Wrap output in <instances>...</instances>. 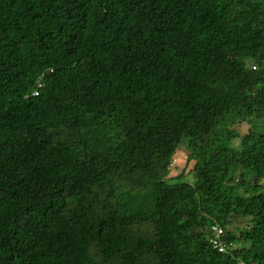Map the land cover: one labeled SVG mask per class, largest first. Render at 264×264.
Returning <instances> with one entry per match:
<instances>
[{"label":"trees","instance_id":"obj_1","mask_svg":"<svg viewBox=\"0 0 264 264\" xmlns=\"http://www.w3.org/2000/svg\"><path fill=\"white\" fill-rule=\"evenodd\" d=\"M0 264H264V0H0Z\"/></svg>","mask_w":264,"mask_h":264},{"label":"built area","instance_id":"obj_2","mask_svg":"<svg viewBox=\"0 0 264 264\" xmlns=\"http://www.w3.org/2000/svg\"><path fill=\"white\" fill-rule=\"evenodd\" d=\"M253 69H255V68L253 67ZM212 231L214 233V236L210 239V244L212 245V247L214 249L218 250L219 252H225L226 251V245L222 241V238L224 235L222 229H220L216 226H213Z\"/></svg>","mask_w":264,"mask_h":264},{"label":"rangeland","instance_id":"obj_3","mask_svg":"<svg viewBox=\"0 0 264 264\" xmlns=\"http://www.w3.org/2000/svg\"><path fill=\"white\" fill-rule=\"evenodd\" d=\"M246 128H247L246 125H243V126H242V130H244V129H246ZM186 153H187V152H186ZM176 154H178V152H177ZM180 157H182V158H181V160H177L178 162H175L176 158H175L174 156H173V158H172L171 167L174 168V171H173L174 174L179 173V171H180V170L184 167V165H185V153L183 154V153L180 152V155H179L178 158H180ZM238 179H239V178H238ZM240 189H241V188H240ZM240 189H239V192H241ZM233 222H234V227H237L238 225H242V224H240V220H239V219H234ZM242 226H243V225H242Z\"/></svg>","mask_w":264,"mask_h":264},{"label":"clouds","instance_id":"obj_4","mask_svg":"<svg viewBox=\"0 0 264 264\" xmlns=\"http://www.w3.org/2000/svg\"><path fill=\"white\" fill-rule=\"evenodd\" d=\"M38 84H39V82H38ZM33 94H34V95H37L36 92H34ZM213 226L218 227L217 225H212V226H210L211 235L209 236V240H208L209 244H210V239L214 236V233H213V231H212V227H213ZM218 228H220V227H218ZM220 229H222V228H220ZM222 231H223V229H222ZM223 233H224V231H223ZM223 236H224V235H223ZM210 246L212 247L211 244H210ZM212 248H213V247H212ZM213 249H214V248H213ZM226 251H227V249H226Z\"/></svg>","mask_w":264,"mask_h":264}]
</instances>
